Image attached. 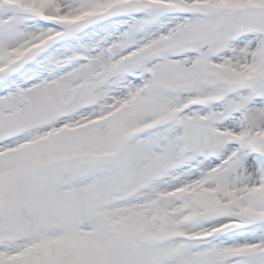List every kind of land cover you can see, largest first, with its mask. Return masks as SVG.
Masks as SVG:
<instances>
[{
    "label": "snow or ice",
    "instance_id": "obj_1",
    "mask_svg": "<svg viewBox=\"0 0 264 264\" xmlns=\"http://www.w3.org/2000/svg\"><path fill=\"white\" fill-rule=\"evenodd\" d=\"M0 264H264V0H0Z\"/></svg>",
    "mask_w": 264,
    "mask_h": 264
}]
</instances>
